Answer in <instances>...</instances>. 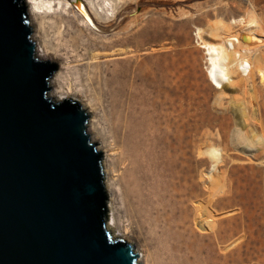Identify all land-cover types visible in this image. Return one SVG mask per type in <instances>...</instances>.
Segmentation results:
<instances>
[{
	"label": "rangeland",
	"instance_id": "374dc122",
	"mask_svg": "<svg viewBox=\"0 0 264 264\" xmlns=\"http://www.w3.org/2000/svg\"><path fill=\"white\" fill-rule=\"evenodd\" d=\"M65 1L46 17L47 42L58 51L56 72L64 70L71 80L75 101L94 97L87 79L75 82L87 74L74 67L77 55L86 57L87 44L106 55L112 68L161 74L171 64L173 73L172 93L162 90L161 111L186 151L187 179L165 186L150 223L133 217L117 194L106 217L109 222L113 215L114 233L133 244L139 264H264V84L256 71L264 68V44L248 57L249 75L234 67L232 83L218 90L195 35L201 29L202 40L216 42V25L236 33L253 19L264 36V0H82L104 32L80 31L75 9ZM32 25L34 38V20Z\"/></svg>",
	"mask_w": 264,
	"mask_h": 264
},
{
	"label": "water",
	"instance_id": "95a60500",
	"mask_svg": "<svg viewBox=\"0 0 264 264\" xmlns=\"http://www.w3.org/2000/svg\"><path fill=\"white\" fill-rule=\"evenodd\" d=\"M70 1L105 31L82 0ZM33 29L24 0H0V264H138L133 244L105 228L89 115L50 96L56 64L37 56Z\"/></svg>",
	"mask_w": 264,
	"mask_h": 264
},
{
	"label": "bare ground",
	"instance_id": "6f19581e",
	"mask_svg": "<svg viewBox=\"0 0 264 264\" xmlns=\"http://www.w3.org/2000/svg\"><path fill=\"white\" fill-rule=\"evenodd\" d=\"M24 1L31 22L34 20L36 23L35 52L39 59L54 63L58 51L56 49L57 52H52L49 49L46 17L48 13H54L57 5L63 0ZM84 3L87 4L86 1ZM65 7L68 10L74 8L70 0L65 1ZM88 8L98 21L96 12ZM73 12L81 27L80 31L91 28L84 18V12L76 9ZM241 20H232L231 23ZM226 29L220 24L215 26V34L219 37L218 41L215 39L216 42L202 40L201 29H196L195 33L206 52L208 79L218 90L232 83L234 67L241 76L247 77L251 70L248 57L254 56L256 49L264 44V36L258 32L257 23L253 19L239 32L232 33ZM33 30L35 32V27ZM243 35L247 37L248 44L243 42ZM86 48V57L77 55L74 67L76 71L85 68L87 74L85 78L77 75L75 82L81 84L87 79L88 85L93 87L94 99H79L78 102L81 109L89 115L88 132L91 141L97 144L98 151L102 153L104 187L109 195L106 199V209L114 212L117 206L116 195L120 194L121 200L119 199L118 203L122 202L137 220L144 219L150 223L160 211L157 205L161 195L164 198L165 186L173 185L174 180L179 177L186 180L188 173L186 151L180 150L182 146H177L176 135L161 111V105L166 101L161 96L163 88L168 95L172 93L171 86H168V80L173 75L171 64L161 74L160 70L146 72L140 67L112 68V65L107 63L106 55L93 52L95 48L92 44H87ZM256 71L261 84H264V68L258 67ZM56 73L54 82L58 80L61 87L68 83V88L65 92L61 87L53 88L52 78V99L62 101L73 97L72 83L64 70L60 69ZM80 88L76 90L77 94L81 93ZM212 153L215 154V151ZM111 217L109 222H105L110 236L113 239L128 240L114 233Z\"/></svg>",
	"mask_w": 264,
	"mask_h": 264
}]
</instances>
